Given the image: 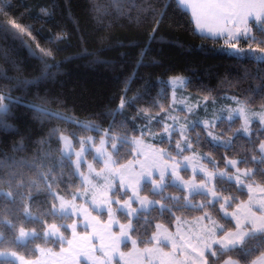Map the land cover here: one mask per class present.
Listing matches in <instances>:
<instances>
[{
	"label": "trees",
	"instance_id": "16d2710c",
	"mask_svg": "<svg viewBox=\"0 0 264 264\" xmlns=\"http://www.w3.org/2000/svg\"><path fill=\"white\" fill-rule=\"evenodd\" d=\"M261 28L264 20L252 22L248 35L256 42L240 37L238 43L229 42L238 46L233 50L226 37L199 33L192 15L178 0H119L116 4L113 0H0V95L5 97L0 103L10 108L3 122L12 126L0 127V161H5L0 167V193L5 194L0 195V222H4L0 233L5 237L0 249L35 259L40 246L61 248L52 239L45 241L43 231L48 225L71 220L55 210L56 197L73 198L82 187L72 161L62 153L63 133L77 142L106 132L110 138L125 139V145L114 152L122 164L132 157L135 138L144 133L151 141L148 130L160 138L153 143L166 150L168 157L182 159L183 154L174 152L177 145L159 134L162 121L154 119L169 107L170 78L185 77L187 92L195 97L234 95L251 105L263 104L264 60L260 57L264 53L257 50V40H264ZM29 105L64 119L44 116ZM236 129L237 123L227 120L218 124V132L237 137L231 148L212 146L202 126L190 128L188 143L182 144L187 154L210 156L205 161L217 171V192L232 197L234 203L245 200L248 193L219 171L226 168L227 159L238 158L248 167L258 165H252L250 153H260L255 150L257 135L240 137ZM263 168L257 173H264ZM256 178L264 185V176ZM143 192L158 204L134 219L133 235L140 247L153 243L157 224L171 226L179 216L194 217L195 213L187 214L190 211H205L185 206V192L173 184L163 192H154L146 184ZM193 197L198 198L195 202L206 197L210 205L207 194ZM175 202L181 204L175 208ZM213 206L219 212V204ZM21 227L34 230L39 238L29 240L27 246L12 243ZM252 249L246 259L238 249L225 250L221 260L231 257L251 264L264 253V243H253ZM8 261L0 260V264Z\"/></svg>",
	"mask_w": 264,
	"mask_h": 264
},
{
	"label": "rangeland",
	"instance_id": "374dc122",
	"mask_svg": "<svg viewBox=\"0 0 264 264\" xmlns=\"http://www.w3.org/2000/svg\"><path fill=\"white\" fill-rule=\"evenodd\" d=\"M13 26L20 31L19 27ZM260 40L263 39L257 41ZM261 47L263 44L257 48ZM237 48L238 46L233 50ZM176 78H180L183 83L174 84ZM186 82L183 76L169 79V107H164L163 113L159 112L154 116V119L162 121L159 134H165L163 137L173 146L177 145L174 152L183 154L182 159L168 157L166 150L153 143L154 138H160L155 132L149 133L148 130L147 136L151 141L147 140L144 133L135 138L132 142L133 155L122 164L118 163L112 144L116 143L119 150V146L125 145V139L115 135L110 138L106 132L104 135L91 134L77 142L72 135L63 133L61 136L67 137L71 144L65 150L64 140L61 139L62 153L66 157L70 155L76 175L82 180V187L70 199L57 195L67 203L65 208L61 209V200L57 198L55 210L71 220L60 225L51 224L59 229L58 232H53L49 227L51 225L43 231L44 237L46 232L50 233L47 240H54L56 244H61V248L40 246L39 255L35 259H27L14 250L0 249V252L17 253L16 257H0V260L8 259L17 264H209L210 261L225 264L228 259L236 261L231 257L222 261L225 250L217 242L226 233L237 231L238 223L241 230L248 231L252 227L249 218L264 215V185L259 184L256 178L258 174L264 176V173H257L258 168L264 167V151L261 150V145L264 144V103L251 105L234 95L220 99L211 95L195 97L187 92ZM242 107L243 112L240 111ZM223 120L232 125L237 123L234 132L239 134L238 136L249 138L257 135L255 140L259 138L255 150L259 149L260 153H250L252 165H258L248 167L238 158L227 159L226 168L219 171L223 178L235 182V186L248 193L245 200L236 203L232 197H224L217 192V171L210 169L205 161V157H210L209 155L198 152L185 153V145L188 143L187 131L195 126H202L206 130L212 146L233 147V140L237 137L234 139L217 131L218 124ZM146 129L150 130L149 124ZM102 139L105 141L103 155L96 151L101 147ZM121 140L124 142L121 143ZM76 153H82L79 168L76 166ZM233 160L237 162L235 165L229 163ZM161 173L164 175L162 183ZM146 184H150L154 192H163L169 184H173L185 192V206L194 210L203 207L205 211H190L187 214L195 213L194 217L188 219L179 216L171 226L157 224L152 235L153 243L140 247L133 235L134 219L141 211H148L158 204L143 192ZM198 193L209 196V206L206 197L199 199L200 202H195L198 198L193 195ZM145 197L155 203L141 204ZM173 199L181 202L178 196ZM214 203L219 204V212L213 206ZM175 204L173 205L176 208L181 203ZM129 224L131 228H124L127 235H122L121 226ZM72 225H75V229ZM25 231L35 232L29 229ZM259 234L264 233L258 232L256 235ZM69 241H72V244H69ZM133 241H136L135 245ZM40 249L44 251L41 252ZM211 252H216V256H212ZM19 257H23V260ZM262 260L264 253L257 256L251 264H260Z\"/></svg>",
	"mask_w": 264,
	"mask_h": 264
},
{
	"label": "snow or ice",
	"instance_id": "6c2138e0",
	"mask_svg": "<svg viewBox=\"0 0 264 264\" xmlns=\"http://www.w3.org/2000/svg\"><path fill=\"white\" fill-rule=\"evenodd\" d=\"M119 0H113V3L116 4L118 3ZM193 9H194V15H195V9L199 8L203 10L204 13V17L206 20H211L213 22H215V27H213L212 25L208 24V23H201L200 22V17H197V26L199 28H208V31L210 33H212L213 35H217V34H223V33H227V37L225 40V43L228 44V46L230 48H236V43L239 42V38L240 37H244L246 40L247 39H251L254 42H256V38L255 37H251L248 35V33L250 32V29L247 27V23H248V17L252 16L253 13L255 12L256 9V4L253 3V0H205L204 3L201 4H195L192 5ZM259 8L260 11L255 13V19L256 20H264V0H260L259 2ZM229 24H232L234 27L230 28L228 27ZM240 24H243L244 27L243 29H241V27L239 26ZM261 32L262 34H264V28H261ZM230 41H236V43H229ZM258 43L260 44H264V40H260L258 41ZM259 52L264 53V47L258 48L257 49ZM260 59L264 60V57H260ZM27 83V82H26ZM173 83H183L182 80H180V78H176ZM5 99V97H3L2 95H0V102H2ZM9 99H11L9 97ZM29 108L33 109L35 112L40 113L44 116H48V117H54V118H58V119H64V117L58 116L55 113H50L48 112L46 109L35 106V105H29ZM121 108L124 107V103H121ZM241 112L244 111L243 107L240 109ZM10 112V108L6 105H4L3 103H0V127H3L5 130H9L11 129V125H6L3 122V117L6 116L8 113ZM262 119H264V117H262ZM245 125H247V119L245 120ZM245 130H247L245 128ZM61 139L64 140V144H65V150H67L70 147L71 141L64 136H61ZM124 141L121 140V143H123ZM136 143H139L140 141H135ZM105 141L102 139L100 141L101 147L97 148L96 151L98 153H100L101 155H103V145H104ZM112 148L115 151H118V147L116 143L112 144ZM261 150L264 151V144L261 145ZM83 151V150H82ZM78 159L76 161V166L77 168L80 167V157L82 155V153H76ZM67 159L70 160V155L66 157ZM111 158V154H109V159ZM232 165H235L237 162L236 161H230L229 162ZM5 166V161H0V167H4ZM89 168H91V165H89ZM209 175H211V173H209ZM164 180V175L163 173H161L160 175V181L161 183ZM0 195H5L0 193ZM7 196H11V193H7ZM59 198V197H56ZM61 200V204L60 207L61 209L65 208V205L67 202H65L63 200V198H59ZM126 204L128 203L127 201L125 202ZM155 202L153 201H149L147 200V198L145 197L144 199L141 200V204H154ZM163 210V209H161ZM135 211V210H133ZM65 215H67L68 213H64ZM38 219V218H37ZM252 227L248 230V231H243L241 230V225L238 223L237 224V231L235 232H228L226 233L221 240H219L217 243H219L221 245V248L223 250H234V249H238L239 254L241 255L242 258H245L251 254L252 252V244L253 243H264V236L257 238V233H264V215L260 216V217H255L252 216L249 218ZM0 223H4V222H0ZM9 223V227H14L13 225ZM50 229L53 230V232H58L59 229L56 228L55 225H51L49 226ZM73 229H75V225H72ZM131 228V224L127 225V226H121L122 229V235H127V233L124 231V228ZM50 235V233L46 232L45 233V241H47V237ZM38 237V234L35 232H26L25 229L23 227H21L19 229V236L16 237L12 243L16 244V245H23V246H27V243L29 242V240H34ZM82 239H86V238H82ZM5 240V237L3 235V233H0V243H2ZM61 242H62V238H61ZM133 245H135L136 241L132 242ZM69 244H72V241H69ZM41 252H43V249H40ZM63 251V250H62ZM146 251H151V250H146ZM107 255V253H105ZM212 256H216V252H211L210 253ZM201 255H203V253H201ZM16 257L17 253L15 252H0V257ZM20 260H23V257H19ZM8 264H14V261H8ZM225 264H237L236 261L232 260V259H228L225 261ZM260 264H264V260H262L260 262Z\"/></svg>",
	"mask_w": 264,
	"mask_h": 264
},
{
	"label": "crops",
	"instance_id": "0c3cea01",
	"mask_svg": "<svg viewBox=\"0 0 264 264\" xmlns=\"http://www.w3.org/2000/svg\"><path fill=\"white\" fill-rule=\"evenodd\" d=\"M179 3L181 4V6L186 9L187 11L190 12V14L192 15L193 17V20H194V23H195V26H196V29L199 33L203 34V35H207V36H211V37H227V33H223V34H217V35H213L212 33H210L208 31V28L205 27V28H199L197 26V17L199 16L201 19H200V22L201 23H208L210 25H212L213 27H215V22L211 21V20H206L205 17H204V13H203V10L202 9H199V8H196L195 9V15H194V9L192 7V5H195V4H201V3H204L205 0H178ZM259 2L260 0H253V3L256 4V9H255V12L253 13L252 16L248 17V23H247V27L250 29V25L252 22H257V21H261V20H256L255 19V13L256 12H259L260 11V8H259ZM241 27V29H243L244 25L243 24H240L239 25ZM228 27L232 28L234 27L232 24H229ZM250 33V32H249Z\"/></svg>",
	"mask_w": 264,
	"mask_h": 264
}]
</instances>
